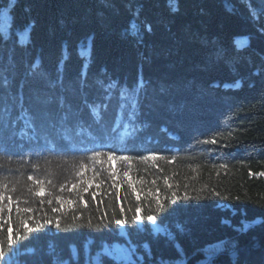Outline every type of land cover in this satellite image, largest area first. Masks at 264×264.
<instances>
[{"label":"trees","instance_id":"1","mask_svg":"<svg viewBox=\"0 0 264 264\" xmlns=\"http://www.w3.org/2000/svg\"><path fill=\"white\" fill-rule=\"evenodd\" d=\"M221 242L211 264H264V0H0L8 264H197Z\"/></svg>","mask_w":264,"mask_h":264},{"label":"rangeland","instance_id":"2","mask_svg":"<svg viewBox=\"0 0 264 264\" xmlns=\"http://www.w3.org/2000/svg\"><path fill=\"white\" fill-rule=\"evenodd\" d=\"M3 19L4 20L6 19V13L3 14ZM19 34H20V39L22 41L27 40L28 33L26 31H21ZM239 42H244V46H245V45H247L248 40L245 38H238L237 44ZM152 225H153L155 232H159V231L164 232V228L160 227L157 224V222H155V224L152 223ZM228 245H229V242H221V243H217V244H214V245L207 247L205 250L207 253V258L204 261L208 260L209 258H211L214 255L224 253L225 250L227 249ZM233 250L234 249H231L230 252H232ZM134 253H135V250L133 249V247L124 246L121 244L106 245L104 247V249L102 250V254H106L108 256L117 258V259L123 261L124 263H129L130 261H132L134 259L133 258ZM100 258H101V253H99L96 256H94L93 258H91V260L89 261L88 264H101ZM184 262L185 261H180L177 263L184 264Z\"/></svg>","mask_w":264,"mask_h":264},{"label":"snow or ice","instance_id":"3","mask_svg":"<svg viewBox=\"0 0 264 264\" xmlns=\"http://www.w3.org/2000/svg\"><path fill=\"white\" fill-rule=\"evenodd\" d=\"M242 46H244V42H239L238 43V47H242ZM206 143H215V141L213 140V141H206ZM97 159V157H95V156H93L92 157V161H93V167H95V160ZM106 159L107 160H111V159H113V157L112 156H107L106 157ZM119 159L121 160V162H125V163H129V164H131V161L129 160V158L128 157H119ZM147 159L148 160H157V159H160V157H155V156H150V157H147ZM141 163H142V161H141ZM83 165H81V170L83 169ZM37 170H39V169H37ZM99 171H103V169H100ZM126 175H127V173H125ZM27 180H29V181H32V180H34V176L33 175H29L28 177H27ZM35 182H39V183H41L42 185H45V186H47V185H55L56 184V182L55 181H52V180H50V179H48V178H45V177H35ZM29 191H30V193L34 196V197H40L42 194H43V192H44V188L43 187H41V188H32V187H29V189H28ZM64 190V188H63V186H61V187H59L58 188V191H63ZM13 191H15V189H13ZM49 191H51V188L49 189ZM54 195V194H53ZM93 199H94V197H93ZM38 203H44L45 201H43V200H38L37 201ZM175 201H173V203H174ZM26 203H28V201H26ZM47 203L49 204V205H52V203H53V197L52 196H50L49 197V199L47 200ZM56 203L57 204H63V201L62 200H60V199H57L56 200ZM68 203H71V200L69 199L68 200ZM158 205H159V208L160 209H163V207H164V205H163V203L162 202H158ZM52 211H57L58 209L56 208V207H52V209H51ZM25 211H30V209H25ZM139 211V209H137V212ZM133 219L135 220L136 219V217L134 216L133 217ZM150 223H153V224H155V217L154 216H152V215H148L147 216V218H146ZM116 223L117 224H121L122 222L121 221H116ZM57 227L59 226V224L57 223V225H56ZM32 231H38V229L37 228H31V229H28V234H30ZM11 232V229H9V233ZM17 235H19V233L17 234ZM12 243H13V241L11 240V237L9 236V238H8V247L9 248H11L12 247ZM14 254V253H13ZM5 256H6V253H5V251L3 250V249H0V260H5ZM11 258L10 257H8V260H10ZM8 260H5V264H8Z\"/></svg>","mask_w":264,"mask_h":264},{"label":"water","instance_id":"4","mask_svg":"<svg viewBox=\"0 0 264 264\" xmlns=\"http://www.w3.org/2000/svg\"><path fill=\"white\" fill-rule=\"evenodd\" d=\"M236 251H237V249H234L232 252L229 253V255H232V256L235 255ZM217 256L218 255H214L211 258H209L208 260H206V261L202 260L201 262H199L197 264H211L217 258ZM184 264H188V263L185 261Z\"/></svg>","mask_w":264,"mask_h":264},{"label":"bare ground","instance_id":"5","mask_svg":"<svg viewBox=\"0 0 264 264\" xmlns=\"http://www.w3.org/2000/svg\"><path fill=\"white\" fill-rule=\"evenodd\" d=\"M176 264H181V263H176Z\"/></svg>","mask_w":264,"mask_h":264}]
</instances>
